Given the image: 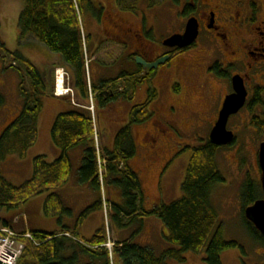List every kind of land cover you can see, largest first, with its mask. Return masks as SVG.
Here are the masks:
<instances>
[{"label": "trees", "instance_id": "16d2710c", "mask_svg": "<svg viewBox=\"0 0 264 264\" xmlns=\"http://www.w3.org/2000/svg\"><path fill=\"white\" fill-rule=\"evenodd\" d=\"M89 7L88 0H25L18 18V39L26 43L31 37L51 54L57 55L71 73V86L81 99L88 97L83 42L89 37L84 35L80 19L81 12ZM0 59L4 69H15L18 73V92L22 103L21 109L3 127L0 134V161H3L13 154L24 158L27 150L35 144L38 138L41 98L46 96V85L42 70L27 60L20 51L11 52L0 44ZM150 76V72L138 78L134 74L123 72L115 80L91 83V91L101 100L103 97L98 92L109 84H117L124 77L126 79L122 85H117L116 96L131 100L136 86ZM173 89L178 91L179 85L175 84ZM156 95L150 85L146 102L132 104L128 124L117 131L114 151H101L106 159V165L102 167L105 171L103 183H108L111 179L109 183L116 184L123 190L122 204L109 200L113 225L125 228L138 220L140 224L135 236L141 230L143 218L155 216L167 230L165 239L170 247L157 254L151 248L133 242L132 236L130 239L114 240L111 251L113 257L110 259L109 250L105 246L107 235L104 227L89 239L81 238L76 230L69 228L56 233L29 229L26 215L21 216L20 208L32 197L43 192L49 193L43 206L47 216L67 211L55 192L66 184L72 172L67 151L93 141L91 116L88 111L79 109L63 111L53 122L51 140L61 150L58 158L49 162L44 155L35 156L32 159V176L20 185L11 184L0 173V207L11 213L7 217H0V227H10L17 231L13 222L21 220V233L29 232L32 236L31 239H19L24 249L17 264H110L116 256L123 264H167L169 260L182 263L187 252L201 254L206 264H221V253L236 246L235 242L223 239L222 225L211 204V191L225 179L216 163L217 147L208 140L204 145L193 149L180 187L181 198L169 204L143 208L139 179L128 167L127 160L133 158L137 151L131 126L151 119L153 113L148 109V104ZM5 96L3 92L0 93V110L6 103ZM96 158L94 144L86 147L79 175L81 181L89 182L100 191L99 176L102 173L99 174ZM243 196L244 207L254 201L250 185L246 184ZM101 205L99 198L98 202L85 208L77 224ZM245 223L251 227L255 238L264 243L260 233L246 220Z\"/></svg>", "mask_w": 264, "mask_h": 264}, {"label": "rangeland", "instance_id": "374dc122", "mask_svg": "<svg viewBox=\"0 0 264 264\" xmlns=\"http://www.w3.org/2000/svg\"><path fill=\"white\" fill-rule=\"evenodd\" d=\"M146 1L147 0H139V4H134V7H138V10H140V8L143 7L142 4ZM24 3L25 0H0V44L4 45V47L11 52H23L22 55L25 56L27 60L36 67L41 68L40 70H43L46 96H44L45 98H41L42 110L44 99H46L50 93H53L54 95L53 89L55 88L53 87V84L56 70L62 68L64 73L68 75V78H64L63 82L64 86L68 87H71V73L68 69H65V66L62 64L59 57L58 62L54 63L52 61V64H50L51 58L46 51L49 54L50 52L46 50L44 46L38 48L33 44L26 45L23 41L18 39V18L24 7ZM168 3L169 6L172 7L169 0L150 1L152 7L164 6ZM89 17L90 15L87 9H84L81 12L80 22L85 35L93 31L92 26L88 25L90 22ZM168 31L170 30H167L166 27L158 26L155 29V36L151 38V42L161 49H164L162 46V40L164 36L169 33ZM94 40V38L92 40L91 38H88L84 43L85 48L83 47V50H86L88 56L87 65L85 63V69L89 74L94 66V62H92L93 53L90 52L93 51L92 46L95 43ZM30 42L35 43L32 40H30ZM99 46H101V44ZM108 46V50L113 52L112 55L119 52V50H117L119 48L112 49L110 44H106V46L102 45L99 50L104 51ZM188 54L187 51L176 54L166 64L158 67V69H156L157 74H154V76L151 77L152 79H144L141 81L136 86L133 98L128 100L131 105L136 102H146L148 99L147 88H150V85H152V87L156 89L157 95L152 97L154 99L150 101L148 105L149 110L153 112L151 119L147 122L145 121V123L143 122L144 124L140 123L141 125H139V127L142 126L143 129H146V134L143 135L140 128V131L135 130L136 132H134V141L137 146L135 155H138L141 148L148 145V141H143L145 136H150L156 139L154 141L151 140L149 145L152 148H156L159 169H154V171L147 169L145 172L141 171V174L139 175L143 194L148 204L146 205V201L143 202V205L146 206L145 208H151L150 206H154V204L156 205V202L157 204H169L181 198L182 193L180 187L185 176L188 158L190 159L194 148L204 145L208 140L210 125L207 122H199L194 117L186 118L184 115L173 119L169 116L170 113H168L167 108L170 110L176 108V112H179L176 105L163 101L171 97L173 100L177 101L175 103L178 107L180 103L186 104V106L182 108V111L185 110L184 113H187L186 110H189V108L199 105L200 94H198L197 86L193 84V81H189L187 78L183 79L177 74L170 76L168 79H164L165 77L158 73L165 68H178L177 63L179 60ZM190 58L193 59V56ZM114 59L115 57L111 58V63L109 65L104 64L102 59L97 61V65L104 67L103 78L106 80H115L121 76L122 71L127 70L126 67H122L120 62L112 63ZM203 60L204 59L202 58L201 62ZM59 71L61 70H58V72ZM23 72L24 70L22 73ZM206 79H208L207 72L202 80L205 81ZM93 82L97 84L100 83V80ZM18 83L19 75L17 71L15 69H4L3 61L0 59V93L3 92L6 95V103L0 110V134L3 127L8 124L13 117L16 116L19 109H21L22 103L18 92ZM215 83L217 84V87L221 88V90L225 88L223 84L219 85L212 80L210 85L212 90L214 89ZM175 84H179L178 91L173 89ZM185 98L188 99V101L183 102ZM75 100L87 105L88 108H90V111L93 112V116L96 119V131L99 136L97 120L99 119V116L103 117L100 114L103 112L97 110L96 103L94 104V101L89 96L86 99H81L75 93ZM157 100L160 102L162 101V103L165 104L163 106L164 109L157 105L153 107V104ZM46 108L44 120L49 116L50 112V106L47 105ZM199 108L200 106H198L197 109ZM114 112L119 117H123L122 108H117ZM236 117L237 116L235 115L232 116L228 123V128H231L234 124H236L235 127L238 126V128H233L236 129L235 141L231 145L219 147L215 154L218 169L225 181L217 184L211 191L210 195L212 207L217 214L218 221L222 225L223 239L228 242L231 241L236 243L235 247L227 249L221 253V264H264V243L255 238L251 227L245 223L242 213V210L244 209V189L247 184L246 178H255L257 174L256 152L258 151L260 141L264 138V131L258 130V133H256V126L252 121H247L250 120L248 117L243 118L241 116V118H238V121ZM102 120L103 119H101V121ZM155 120L157 121V124L155 123ZM252 123L254 125H252ZM149 127H152V131H149ZM156 132L157 135L155 136ZM98 142L100 144V137H98ZM99 144L98 149L101 148H99ZM101 157L104 159L102 154ZM103 172L105 171L103 170ZM156 188L159 192V197L157 196ZM256 195L257 194L255 193V196ZM107 200L108 196L106 186L104 185V196L101 201L102 205L105 204L107 209L101 208L104 221L103 227L105 229V227L108 226L109 238L112 239L113 234L111 233V228H113L114 231H122L124 228H119L111 223L112 218ZM106 211L107 214H105ZM24 214L25 213H22V216ZM139 224L140 222L135 220L130 226L125 227V229ZM162 226L165 228L157 217L147 216L143 219L141 231H144L145 233L140 237V240L146 241L150 235L149 233L154 234L157 232L161 235ZM109 238L107 236V239ZM158 242H160V237L156 240V243ZM166 243L168 244V242ZM105 246L109 250L111 259L113 257L111 252L112 246L109 240H107ZM168 247L170 246H166L165 249ZM190 253L191 257L188 259L186 258L181 264H206L204 256L192 252ZM114 260L115 257L111 260L110 264H115Z\"/></svg>", "mask_w": 264, "mask_h": 264}, {"label": "flooded vegetation", "instance_id": "af4514ba", "mask_svg": "<svg viewBox=\"0 0 264 264\" xmlns=\"http://www.w3.org/2000/svg\"><path fill=\"white\" fill-rule=\"evenodd\" d=\"M88 1L90 4L87 8L90 15L88 25L92 26L93 31L87 35L91 40L94 38L100 42L96 46V51H100V47L106 44H110L112 49L119 48L117 49L119 52L115 55H112V51L108 54L110 59L115 57L112 63L120 62L122 65L126 62L127 70L122 73L134 74L138 78L150 72L149 79H152L151 77L157 74L156 69L161 65L156 69H147L136 63L137 58L150 63L165 55H169L170 60L181 52L189 53L179 60L178 68H165L158 73L164 76V79L177 74L183 79L193 81L200 94V103L184 113L185 110L182 111V108L186 104L180 103L178 107L175 103L177 101L171 97L163 100L176 105L179 111L176 112V108L171 107L172 112L167 108L170 117L175 119L184 115L186 118L194 117L199 122H207L210 125V133L218 118L224 98L233 92L231 78L238 75L243 80L247 95L244 106L234 115L237 116V121L241 116L248 117L250 120L247 121L255 124L256 133L258 130L264 131V0H169L172 7L169 3L152 7L151 0H147L140 10L134 7V4H139V0ZM189 19L196 21L198 32L195 41L190 46L179 49L169 48L162 44L164 49H161L151 42L158 26L170 30L164 36V40L173 34H183ZM108 48L109 46L106 49ZM192 56L193 59L190 58ZM202 58L204 60L201 62ZM206 72L208 79L203 81ZM212 80L219 85L223 84L225 88L221 90L215 83L212 90L210 86ZM117 85L119 84H109L98 93L103 99L110 98V101H115L117 100ZM185 101L188 99L185 98L183 102ZM157 102V106L164 109L165 104L162 101L157 100ZM198 106H200L199 109H197ZM234 115H231L227 122V129L234 134V140L229 145L236 138V129L233 128H238V126L235 127L236 124L228 128L229 120ZM155 123L157 124V121ZM149 128V131H152V127ZM150 139L156 140L152 137ZM262 142L264 138L259 145ZM256 153L257 174L255 178H246L255 197L251 204L263 198L258 151ZM246 221L249 222L247 219Z\"/></svg>", "mask_w": 264, "mask_h": 264}, {"label": "crops", "instance_id": "0c3cea01", "mask_svg": "<svg viewBox=\"0 0 264 264\" xmlns=\"http://www.w3.org/2000/svg\"><path fill=\"white\" fill-rule=\"evenodd\" d=\"M32 40L35 43H31ZM94 45L92 46V50L90 51L93 57L94 66L91 69V73L89 74L90 81L93 84H96L93 81H106L103 78L104 67L97 65V61L102 59L104 64H110L111 59L108 57V53L111 50L104 51H96V46L100 43L97 39L94 40ZM26 45H34L38 48H42L43 45L39 44L37 41L33 40L29 37L28 41L25 43ZM42 46V47H40ZM45 48V47H44ZM47 50V49H46ZM23 53V52H22ZM46 53L51 58L52 61L58 62V56L54 54ZM94 55V56H93ZM25 57V56H24ZM122 67H126V62L122 63ZM39 68V67H38ZM41 69V68H39ZM43 71V70H42ZM126 78L122 77L118 80V83L122 85ZM99 84V83H97ZM152 86V85H151ZM153 88V87H152ZM154 89V88H153ZM148 90V88H147ZM156 91V89H154ZM143 91V90H142ZM135 94V93H134ZM133 94V96H134ZM45 98V97H44ZM123 97H118L115 101H105V99L98 100L96 99L94 104L97 105V110L103 113H100L103 117L99 116L97 120L99 137H100V146L103 152L105 151H114V137L117 131L128 124L129 111L131 110V103L128 102L127 99H122ZM152 98L150 101H152ZM144 103V102H141ZM150 103V102H149ZM135 104H140L136 102ZM158 104L156 101L153 104L155 107ZM50 106L49 116L44 120L46 106ZM149 105V104H148ZM117 108H122L123 117H119L116 115L114 110ZM149 109V108H148ZM79 110L78 107L73 106L67 97H57L53 94H50L43 102V108L40 112L38 119V138L33 146H31L26 153L24 158H20L17 155H8L3 161H0V173L3 177H5L11 184L20 185L24 181L28 180L32 176V159L38 155H44L46 160L52 162L56 158L61 155V150L58 149L51 140V128L56 116L63 111H73ZM101 119H103L101 121ZM105 119V121H104ZM147 122V121H146ZM144 124V123H142ZM140 123H135L131 126L132 134L134 137V132L137 130L142 131V134H146V129L143 127H139ZM136 130V131H135ZM139 130V131H140ZM143 141H148V145L139 150L138 155H135L130 160H127L128 167L133 170L139 179V175L141 171L145 172L147 169L158 170V162H157V154L156 148H152L149 143L151 139L149 136H145ZM92 142H88L85 144H81L75 148H72L67 151V156L72 164V172L66 184L58 188L55 192L61 198L66 212L60 215H45L43 211L44 202L48 196V192H43L35 197H32L26 204H24L20 210L22 213H25L27 218V225L29 229L43 231L46 233H56L61 232L63 229H71L76 230L79 236L84 239H89L97 230L103 227V212L101 207H98L91 211L85 218H83L78 224V218L80 214L90 206L91 204L98 202L100 198V191L97 188H94L90 185L89 182H83L80 179L79 168L81 167L82 160L84 157V151L86 147L92 146ZM189 161V158H188ZM187 161V163H188ZM187 167V164H186ZM111 180V179H110ZM106 183V192L110 201L116 204H122L123 202V190L116 184ZM140 183V179H139ZM140 189L143 194V189L140 183ZM157 196L159 197V192L156 188ZM146 201V198L143 194L142 206L144 209L146 206L143 205V202ZM157 204V202H156ZM146 205L147 201H146ZM155 205V204H154ZM153 207V206H150ZM8 213L5 209L0 207V217H7ZM146 218V217H144ZM143 218V219H144ZM146 221V220H145ZM143 223V221H142ZM13 226L17 231L22 230L23 222L17 220L13 222ZM138 225L134 227L124 228V230L114 231L111 228V233L113 234L114 240H125L130 239L133 236V242L139 245L147 246L151 248L155 253H160L167 244L165 236L167 230L162 226V232L158 234L157 232L149 233L150 235L146 239V241H141L140 237L144 235V231H139L135 236ZM156 234V235H155ZM160 237V242L156 243L157 238ZM185 259L191 257V253H185ZM115 264H123L122 261L116 256ZM167 264H181L174 260H169ZM184 264V263H183Z\"/></svg>", "mask_w": 264, "mask_h": 264}, {"label": "water", "instance_id": "95a60500", "mask_svg": "<svg viewBox=\"0 0 264 264\" xmlns=\"http://www.w3.org/2000/svg\"><path fill=\"white\" fill-rule=\"evenodd\" d=\"M197 33L196 21L194 19H189L183 34H173L165 38L162 44L169 48H186L195 41ZM168 60L169 55H165L150 63L137 58L136 63L143 65L144 68L147 69H156L159 65L166 63ZM231 82L233 92L224 98L218 118L209 133V141L215 146H226L233 141L234 134L227 129V122L229 117L236 114L245 103L247 93L243 80L240 76L235 75L231 78ZM258 165L260 168V184L263 198L247 206L244 209V216L264 238V142L259 145Z\"/></svg>", "mask_w": 264, "mask_h": 264}, {"label": "built area", "instance_id": "2783aa9c", "mask_svg": "<svg viewBox=\"0 0 264 264\" xmlns=\"http://www.w3.org/2000/svg\"><path fill=\"white\" fill-rule=\"evenodd\" d=\"M58 73V72H57ZM66 73L62 71V78ZM58 77V74H57ZM61 78V79H62ZM58 78L56 79V82ZM69 90L66 89L63 92L59 91L57 86L56 94L67 93ZM90 109V108H89ZM104 160L98 159V166L100 173L102 172V166ZM26 237L31 238V235L26 234ZM20 235L8 228H0V264H16L23 250V244L18 240Z\"/></svg>", "mask_w": 264, "mask_h": 264}, {"label": "bare ground", "instance_id": "6f19581e", "mask_svg": "<svg viewBox=\"0 0 264 264\" xmlns=\"http://www.w3.org/2000/svg\"><path fill=\"white\" fill-rule=\"evenodd\" d=\"M62 76H61V71L58 72V81H57V84H58V88H59V91H63V87H62ZM64 85V84H63Z\"/></svg>", "mask_w": 264, "mask_h": 264}]
</instances>
